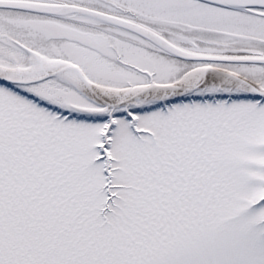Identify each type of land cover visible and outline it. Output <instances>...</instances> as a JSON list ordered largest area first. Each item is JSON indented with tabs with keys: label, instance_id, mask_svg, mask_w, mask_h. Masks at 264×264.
Wrapping results in <instances>:
<instances>
[{
	"label": "snow or ice",
	"instance_id": "snow-or-ice-1",
	"mask_svg": "<svg viewBox=\"0 0 264 264\" xmlns=\"http://www.w3.org/2000/svg\"><path fill=\"white\" fill-rule=\"evenodd\" d=\"M0 264H264V0H0Z\"/></svg>",
	"mask_w": 264,
	"mask_h": 264
}]
</instances>
